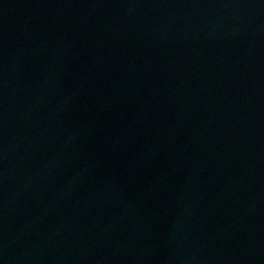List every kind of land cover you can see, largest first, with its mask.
I'll return each instance as SVG.
<instances>
[{"label":"water","instance_id":"water-1","mask_svg":"<svg viewBox=\"0 0 264 264\" xmlns=\"http://www.w3.org/2000/svg\"><path fill=\"white\" fill-rule=\"evenodd\" d=\"M0 264H264V0H0Z\"/></svg>","mask_w":264,"mask_h":264}]
</instances>
